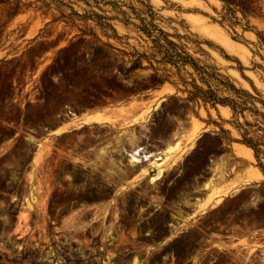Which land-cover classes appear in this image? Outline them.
Here are the masks:
<instances>
[{
    "label": "rangeland",
    "instance_id": "obj_1",
    "mask_svg": "<svg viewBox=\"0 0 264 264\" xmlns=\"http://www.w3.org/2000/svg\"><path fill=\"white\" fill-rule=\"evenodd\" d=\"M211 92L263 112L264 0H0V264H264L257 117Z\"/></svg>",
    "mask_w": 264,
    "mask_h": 264
},
{
    "label": "trees",
    "instance_id": "obj_2",
    "mask_svg": "<svg viewBox=\"0 0 264 264\" xmlns=\"http://www.w3.org/2000/svg\"><path fill=\"white\" fill-rule=\"evenodd\" d=\"M170 45L174 46L172 43H169ZM168 62H170L174 66L178 65H187V58L182 57L181 55H168L167 57ZM239 94V92H237ZM244 96L248 99L254 100L249 93L243 92ZM207 95V94H206ZM202 100L205 103H210L212 106L216 107L217 105H222L224 107H230L234 117L237 116H243L245 118V113L250 112L254 114L257 119L255 121V124H251L246 122L244 124V128L242 126H238L241 130H244V134L242 136V140L239 141L240 144H243L247 148L251 149L253 153L255 154V157L258 161H260V156L264 154V134L262 136H257V132L251 133L250 130L257 129L260 132L264 133V129L261 128L260 124L264 125V103H262L263 106V112H259L255 108L248 107L249 102L248 101H235L229 98H219L216 94L210 93L208 97H202ZM254 106V105H253ZM262 172L264 173V169H262Z\"/></svg>",
    "mask_w": 264,
    "mask_h": 264
},
{
    "label": "crops",
    "instance_id": "obj_3",
    "mask_svg": "<svg viewBox=\"0 0 264 264\" xmlns=\"http://www.w3.org/2000/svg\"><path fill=\"white\" fill-rule=\"evenodd\" d=\"M172 90L173 88L171 86H165L161 91H159V93L160 94H164V92L169 93ZM98 115H104L108 117L106 112H93V111L85 112L81 114L80 116L76 117V124L84 125L86 124L87 120H93ZM59 129H62V127ZM67 130L68 128H66V131ZM237 150L240 155L248 156L249 158H251L253 154V151L251 149L247 148L246 146L242 144H237ZM253 158H254V155H253ZM230 160H232V156L225 155L223 158H219L218 160H216L215 166L216 167H219V166L229 167L231 165ZM263 181H264V173L261 170H258L257 168L252 167V170L249 171L248 167H244L239 172H237L232 178H230L226 183L227 184L237 183V185L239 186L241 185L244 186V185H251V184H262Z\"/></svg>",
    "mask_w": 264,
    "mask_h": 264
},
{
    "label": "bare ground",
    "instance_id": "obj_4",
    "mask_svg": "<svg viewBox=\"0 0 264 264\" xmlns=\"http://www.w3.org/2000/svg\"><path fill=\"white\" fill-rule=\"evenodd\" d=\"M151 156H145V157H141V155H140V152H136V153H134L133 155H131V159H132V161H131V163L133 162V163H137V162H140V160H139V158H142V159H145V160H147V159H149ZM138 158V159H137ZM160 161V158L159 159H157V161L156 162H159Z\"/></svg>",
    "mask_w": 264,
    "mask_h": 264
}]
</instances>
